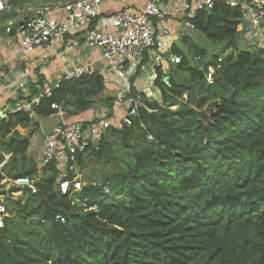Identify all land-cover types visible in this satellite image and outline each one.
I'll use <instances>...</instances> for the list:
<instances>
[{"label":"trees","instance_id":"1","mask_svg":"<svg viewBox=\"0 0 264 264\" xmlns=\"http://www.w3.org/2000/svg\"><path fill=\"white\" fill-rule=\"evenodd\" d=\"M191 23L212 52L188 35L173 47L182 60L167 72L156 67L162 103L149 102L157 112L141 106L131 123L105 127L78 158L80 167L87 159L102 165L81 189L63 194L57 163L29 154L34 129L23 135L17 127L57 113L53 103L67 117L101 106L114 118L122 99L105 94L101 73L62 80L32 114L2 119L0 149L13 156L0 168V264H264V47L242 45L240 10L220 0ZM148 60L125 101L148 100L134 85ZM201 66L214 67L212 83ZM43 81L29 84L28 98ZM17 176L31 177L37 192L4 181Z\"/></svg>","mask_w":264,"mask_h":264},{"label":"built area","instance_id":"2","mask_svg":"<svg viewBox=\"0 0 264 264\" xmlns=\"http://www.w3.org/2000/svg\"><path fill=\"white\" fill-rule=\"evenodd\" d=\"M174 0H147L140 11L122 10L115 13L110 19H103L105 0H69L64 3V8L58 15L52 14L48 8H40L35 15L23 19L18 26L22 34L21 48L29 53L38 46H52L68 44L79 46L85 43L90 47L100 50L102 57L107 61L111 74L121 80L127 90V96L131 90V78L137 73L138 67L148 54L152 59L154 68L153 79L156 78V67L161 65L163 55L161 50L165 46L170 30L165 23L155 25L153 19L170 14V4ZM184 24L192 28L191 20L199 11L214 9L218 0H180ZM226 6L240 10L244 24L248 31L246 38L253 46L264 47L259 42L264 37V0H220ZM7 0H0V11L5 10ZM95 22V26H89ZM11 27L7 28L10 31ZM85 32L81 37V33ZM264 41V40H263ZM200 57H196V60ZM182 57L172 54L170 61L178 64ZM201 66L200 68H203ZM214 67L206 69L204 75L212 83ZM96 73L90 65H78L65 72L61 78L42 88L40 93L15 103L14 107L0 115L2 119L8 118V114L16 111L33 113V110L42 100L52 95L55 87L62 80H72ZM25 84L20 88L25 91ZM129 102L122 120L131 123L133 117L138 114L139 107L143 106L148 113H155L157 109L148 107L139 96L127 99ZM124 102L121 100V103ZM120 103V105H121ZM58 111L63 110L57 103L51 105ZM104 118L98 122L85 124L84 121L61 122L45 135L41 156V164L45 165L55 161L60 169L59 184L63 194L81 189L82 183L77 178H68V173L75 170L80 154L100 138L105 127L110 124ZM0 136V143L2 142ZM13 152L0 149V168L5 167L12 159ZM5 181L31 192H37V186L29 176H17L6 178ZM7 207L0 202V228L4 226V218ZM62 223L67 219L63 215L56 216Z\"/></svg>","mask_w":264,"mask_h":264},{"label":"crops","instance_id":"3","mask_svg":"<svg viewBox=\"0 0 264 264\" xmlns=\"http://www.w3.org/2000/svg\"><path fill=\"white\" fill-rule=\"evenodd\" d=\"M9 2V0H7ZM69 0H18L16 3H10L5 10L0 11V115L13 108L15 101L23 99L30 95L29 84L37 82L40 75L44 76V83L40 87V91L47 84L58 81L61 76L78 65H90L95 68L96 72L103 75L106 91L111 92L123 99L127 96V90L121 80L114 74H111V69L107 61L102 57L101 52L96 47H90L85 43L79 46H69L64 43L61 45L38 46L29 53L23 52L21 48L22 34L18 26L23 19L31 18L40 8H48L52 14L58 15L64 8V3ZM147 0H105L103 19H110L115 13L122 10L140 11ZM181 1L174 0L171 4L170 14L163 17L153 19L155 25L165 23L170 34L166 39L165 46L161 50L163 60L161 62L162 69L167 72L173 63L170 61V56L174 54L173 47L180 45L184 36H191L194 40L201 37L200 33H196L193 28L185 26L184 18L181 10ZM14 11V16L9 19H3L2 15ZM245 25L244 36L246 37L248 28ZM10 31H7L8 27ZM85 32L81 33L84 35ZM148 55V54H147ZM146 62L135 80V87L138 92H144L147 99L150 101L156 100L162 103V95L160 89L154 85L153 75L154 68L152 67V59L148 55ZM142 74V75H140ZM25 84V91L20 88V84ZM150 86H155L158 89V99L154 96ZM108 95V94H107ZM119 104L114 118H111V123L118 124L125 114L124 106L129 102ZM106 109L103 107L93 108L82 112L78 116L67 117L66 113L61 110L48 117L36 116L35 127L18 126L17 129L23 135L28 134L34 129L31 137V145L29 154L37 161H41L44 137L50 133L54 127L65 121H89L95 117L104 115ZM119 116V117H117ZM6 180V179H5ZM4 180V181H5ZM6 182V181H5Z\"/></svg>","mask_w":264,"mask_h":264},{"label":"rangeland","instance_id":"4","mask_svg":"<svg viewBox=\"0 0 264 264\" xmlns=\"http://www.w3.org/2000/svg\"><path fill=\"white\" fill-rule=\"evenodd\" d=\"M200 36L201 37L196 38L195 41L200 43V44H202L203 46L207 47L209 49V52H212V50H213L215 45L211 41H209L208 39H205V37L202 34ZM263 40H264V37L261 36L259 42L261 44H264ZM250 44L254 45V44L248 42V39L244 36L243 39H242V45H250ZM140 75H142V74H140ZM182 76H185V74H182ZM150 89L153 90L154 96L156 97V99H158V97H159L158 96V89L159 88L157 89L155 86H150ZM110 93L111 92L109 90L107 92H105V94H110ZM122 100H124V99H122ZM97 105H99V104H97ZM128 105L129 104L127 103L124 106L125 112H126V110H128ZM118 112H119V110H117V113ZM104 115H101V116H98V117L103 119ZM117 117H119V116H117ZM95 118H97V117H95ZM104 119L107 120L106 122L111 123L110 119H108V118H104ZM92 120L93 119H90L89 121H92ZM120 124H121V120H120V122L117 125L119 126ZM33 155H35L33 157H36V154H33ZM85 161H86L85 165H83L82 167L77 165L76 168H75V171H76L75 172V174H76L75 177L77 178V180L81 181L82 185L88 179H95V180L99 179L100 174H101V169H102V165L99 164V163H95L92 159L91 160L87 159Z\"/></svg>","mask_w":264,"mask_h":264},{"label":"water","instance_id":"5","mask_svg":"<svg viewBox=\"0 0 264 264\" xmlns=\"http://www.w3.org/2000/svg\"><path fill=\"white\" fill-rule=\"evenodd\" d=\"M17 2H18V0H9V2H8V4H10V3H16L17 4ZM217 18L222 22V21H224V18L223 17H221V16H217ZM218 54H221L222 53V51H218L217 52ZM205 71H206V67H203V68H200L199 69V73H200V75H201V78H203L204 77V73H205ZM148 107H153V105H152V103L151 102H149V100H146V103H145Z\"/></svg>","mask_w":264,"mask_h":264}]
</instances>
